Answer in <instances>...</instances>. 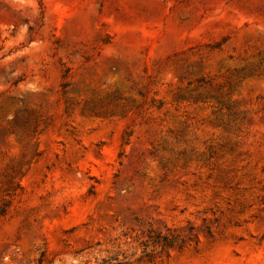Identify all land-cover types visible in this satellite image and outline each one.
Masks as SVG:
<instances>
[{
	"label": "rangeland",
	"instance_id": "obj_1",
	"mask_svg": "<svg viewBox=\"0 0 264 264\" xmlns=\"http://www.w3.org/2000/svg\"><path fill=\"white\" fill-rule=\"evenodd\" d=\"M264 264V0H0V264Z\"/></svg>",
	"mask_w": 264,
	"mask_h": 264
},
{
	"label": "trees",
	"instance_id": "obj_2",
	"mask_svg": "<svg viewBox=\"0 0 264 264\" xmlns=\"http://www.w3.org/2000/svg\"><path fill=\"white\" fill-rule=\"evenodd\" d=\"M39 264H42V263H39Z\"/></svg>",
	"mask_w": 264,
	"mask_h": 264
}]
</instances>
